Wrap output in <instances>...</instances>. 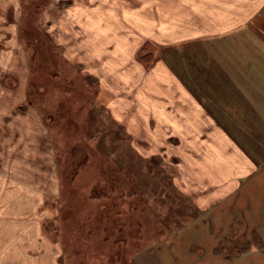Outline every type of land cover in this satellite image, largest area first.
<instances>
[{
  "label": "crops",
  "instance_id": "1",
  "mask_svg": "<svg viewBox=\"0 0 264 264\" xmlns=\"http://www.w3.org/2000/svg\"><path fill=\"white\" fill-rule=\"evenodd\" d=\"M99 3L78 4L73 14L94 41L88 65L100 83L97 98L129 134L163 152L174 184L201 210L180 229L175 249L192 226L191 242L207 256L181 263H219L212 232L237 227L264 240V0H159L150 6L156 21H144L141 10ZM130 19L141 22L142 33ZM152 43L156 49L145 50ZM196 45L205 57L195 59L192 50V64L182 69L158 54ZM141 51L152 53L149 65ZM33 172L0 173V264L64 263ZM164 260L158 263H171ZM225 261L263 263L257 255Z\"/></svg>",
  "mask_w": 264,
  "mask_h": 264
},
{
  "label": "rangeland",
  "instance_id": "2",
  "mask_svg": "<svg viewBox=\"0 0 264 264\" xmlns=\"http://www.w3.org/2000/svg\"><path fill=\"white\" fill-rule=\"evenodd\" d=\"M158 1L0 0V173L34 171L63 264H160L165 257L184 264L192 255L207 256L191 242L192 226L175 249L180 229L201 210L174 184L163 152L129 134L97 98L100 83L88 65L94 41L73 15L79 5L103 2L156 21L150 6ZM129 25L144 30L137 20ZM192 50L195 59L205 57L199 45L158 54L182 69L192 64ZM234 228L211 233L219 243L216 264L229 263L232 247V257L257 255L264 264V240Z\"/></svg>",
  "mask_w": 264,
  "mask_h": 264
},
{
  "label": "trees",
  "instance_id": "3",
  "mask_svg": "<svg viewBox=\"0 0 264 264\" xmlns=\"http://www.w3.org/2000/svg\"><path fill=\"white\" fill-rule=\"evenodd\" d=\"M143 50V49H142ZM143 51H141L140 52V56H139V59L141 60V61H143L144 63H146L147 65H149L150 64V62H151V60H152V53H142ZM220 242V241H219ZM217 246H219V243H218V245ZM234 254H236L234 251H233V247H232V249H230L229 250V252H228V255L229 256H234Z\"/></svg>",
  "mask_w": 264,
  "mask_h": 264
}]
</instances>
